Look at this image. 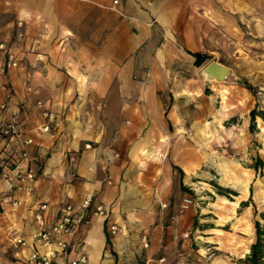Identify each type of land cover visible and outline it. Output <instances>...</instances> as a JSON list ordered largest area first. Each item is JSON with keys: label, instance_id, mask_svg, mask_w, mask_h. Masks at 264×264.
<instances>
[{"label": "crops", "instance_id": "0c3cea01", "mask_svg": "<svg viewBox=\"0 0 264 264\" xmlns=\"http://www.w3.org/2000/svg\"><path fill=\"white\" fill-rule=\"evenodd\" d=\"M245 4L246 0H0V41L11 34L19 59L12 71L13 102L34 141L31 150L40 154L30 190L15 193L25 200L21 206L2 200L7 183L0 175V235L19 248L24 264L32 247L16 244L11 230L29 238L37 227L36 205L47 202L51 220L62 203L78 205L86 193L93 195L87 214L97 204L110 206L111 212L106 218L92 215L88 226L80 223L70 240L86 250L89 264H115V248L107 243V219L129 206H152L143 203L140 190L129 188L128 180L134 178V157L148 144V115L157 116L156 135L165 131L158 84L173 79L170 68L184 54L197 66L191 52L207 58L221 34H237ZM37 99L56 112L49 131L38 129L44 119ZM166 169L172 173L171 166ZM141 218L146 223L153 219L145 210Z\"/></svg>", "mask_w": 264, "mask_h": 264}, {"label": "rangeland", "instance_id": "374dc122", "mask_svg": "<svg viewBox=\"0 0 264 264\" xmlns=\"http://www.w3.org/2000/svg\"><path fill=\"white\" fill-rule=\"evenodd\" d=\"M245 6L237 34H221L199 66L184 54L170 68L173 79L158 84L165 131L156 135L159 122L149 114L148 144L134 157V178L128 180L152 206H125L107 219L115 264H246L254 221L264 225V0H246ZM1 41L15 53L11 34ZM212 60L227 65L232 78L207 79L202 71ZM13 68L0 61V86L8 87L12 99ZM251 109L257 113L253 123ZM7 118L0 110V128ZM1 141L0 135V146ZM237 181L247 183L245 195ZM185 194L192 204L181 211ZM142 210L152 215L150 223ZM18 249L0 235V264H24Z\"/></svg>", "mask_w": 264, "mask_h": 264}, {"label": "built area", "instance_id": "2783aa9c", "mask_svg": "<svg viewBox=\"0 0 264 264\" xmlns=\"http://www.w3.org/2000/svg\"><path fill=\"white\" fill-rule=\"evenodd\" d=\"M9 67H16L19 59L16 54L6 48L4 41H0V61ZM2 99L0 110L8 113V118L1 125L0 135L5 141L0 150V175L5 178L7 183L6 191L2 200L9 202L12 207H19L25 200L15 196L16 192L27 193L36 178L38 168L36 165L40 161V154L33 152L31 147L33 139L27 135L22 119L18 117L17 105L13 102L10 90L5 84L0 86ZM44 121L38 126L41 131H49L55 124L56 112L42 99L35 101ZM85 147H90L86 144ZM93 195L86 193L82 202L74 205L71 202H64L60 205L58 212L53 219L46 215L48 209L47 202H41L34 208V218L37 227L30 234L29 238L24 237L17 230L10 232L12 240L18 245L30 244L32 249L28 258V264H89V255L79 243L70 240L79 228L80 223L88 226L91 223L92 215L104 216L111 212V207L104 204H97L90 214L86 211L90 208ZM192 204V197L185 194L179 203V209L184 211ZM167 202H161L162 207H166ZM117 226L112 224L111 230L115 232ZM147 236H142L143 246H148ZM40 246H47L48 249L42 250ZM71 252L76 255L70 257ZM160 260H163L161 258Z\"/></svg>", "mask_w": 264, "mask_h": 264}, {"label": "trees", "instance_id": "16d2710c", "mask_svg": "<svg viewBox=\"0 0 264 264\" xmlns=\"http://www.w3.org/2000/svg\"><path fill=\"white\" fill-rule=\"evenodd\" d=\"M194 55L195 65L199 66L205 60L204 56H201L199 52H191ZM250 121L253 123L254 119L257 115L255 109H251L249 112ZM262 160H260L261 162ZM180 171L182 169L179 166H175ZM254 228H255V240L251 243L249 252L245 256L246 264H264V225H261L260 221L256 219L254 221ZM107 243L111 244L109 238H107Z\"/></svg>", "mask_w": 264, "mask_h": 264}, {"label": "water", "instance_id": "95a60500", "mask_svg": "<svg viewBox=\"0 0 264 264\" xmlns=\"http://www.w3.org/2000/svg\"><path fill=\"white\" fill-rule=\"evenodd\" d=\"M203 71L209 79L227 81L233 76L232 70L227 65L216 60H212L206 64Z\"/></svg>", "mask_w": 264, "mask_h": 264}, {"label": "bare ground", "instance_id": "6f19581e", "mask_svg": "<svg viewBox=\"0 0 264 264\" xmlns=\"http://www.w3.org/2000/svg\"><path fill=\"white\" fill-rule=\"evenodd\" d=\"M203 74H204V76L207 78V79H209L208 77H207V75H206V73L203 71ZM209 80H216V79H209ZM219 169V168H218ZM222 169V168H221ZM189 170V169H188ZM190 171V170H189ZM225 174H226V172H225ZM191 176V174L189 173V172H187V178H188V180H190V177ZM236 188L238 189V191L239 192H242V193H244V195L247 193V183H244V182H242V181H237V183H236ZM232 202V201H231ZM235 204H237V203H235ZM124 245V244H123ZM249 251V249H247V252Z\"/></svg>", "mask_w": 264, "mask_h": 264}]
</instances>
